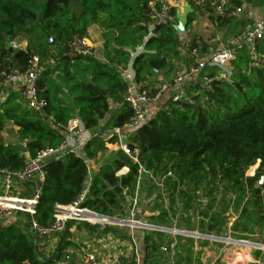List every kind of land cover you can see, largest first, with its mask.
Masks as SVG:
<instances>
[{
  "label": "trees",
  "instance_id": "16d2710c",
  "mask_svg": "<svg viewBox=\"0 0 264 264\" xmlns=\"http://www.w3.org/2000/svg\"><path fill=\"white\" fill-rule=\"evenodd\" d=\"M153 1L0 0V83L1 74L24 72L36 57L37 94L44 102L42 107L29 108L17 91H10L11 85L0 89V93L7 92L0 106V178L4 174L14 178L40 151L60 146L65 138L63 127L70 120L77 119L86 131L106 120L100 132L84 144V158L64 153L42 164L44 177L32 217L41 228L52 226L55 205L66 207L75 201L85 186V162L95 161L116 146L114 130H122L131 116L124 102L126 82L118 67L126 68L131 55L142 47L131 67L140 90L153 94L160 85L170 84L181 70L187 71L193 65L190 48L173 29L176 8L170 9L174 24L158 28L147 38L145 24ZM243 6L263 8L264 0H229L228 18L208 17L215 33L234 25L232 31L238 30L234 40L240 29L250 23L236 21L235 12ZM196 18L194 12L188 16L186 31ZM92 26L101 31L103 61L69 57V43L74 38H87ZM189 34L191 45L198 47L201 55L210 56L221 48H215L220 42L211 47L210 39L204 41ZM21 37L28 42L24 50L8 47ZM226 41L221 38L223 45H227ZM256 53L254 59L245 48L238 50L230 62L233 76L228 81L216 79L217 69L204 68L196 85L186 88L187 101L173 102L171 97H163L162 108L126 138L137 163L116 150L112 163L93 176L83 206L107 218L126 219L127 201L130 205L138 180L137 194H144V202L151 201L146 206H151L152 215L143 218L152 226L169 229L174 218L189 217L194 212L200 190L207 196L230 189L236 193V228L247 236L260 230L264 192L256 183L264 175V35L256 43ZM157 73L163 75L159 77ZM204 75L213 79L211 92L202 86ZM7 124L16 128L15 144L2 142ZM256 163L255 174L245 177L246 170ZM123 168L127 173L116 177ZM23 182L28 186L29 182ZM243 198L244 205L239 208ZM13 217L0 223V264H58L61 259L74 257L66 251L72 246L68 240L72 226L83 227L89 233L97 227L68 223L57 236L39 237L31 231L30 218L19 212ZM220 223L210 222L211 230L216 231ZM175 239L173 264H191L190 239L181 235ZM170 241L168 233L143 232L142 264L167 262L168 257L159 250ZM50 246L53 247L46 256Z\"/></svg>",
  "mask_w": 264,
  "mask_h": 264
},
{
  "label": "built area",
  "instance_id": "2783aa9c",
  "mask_svg": "<svg viewBox=\"0 0 264 264\" xmlns=\"http://www.w3.org/2000/svg\"><path fill=\"white\" fill-rule=\"evenodd\" d=\"M181 6L187 2L192 8V12L196 17H202L208 20L209 16L228 18L227 14L229 0H178ZM170 5L165 0H154L149 4V21L145 24L147 29V38H150L153 33L161 27L172 26L175 22L174 15L170 12ZM183 9V7H182ZM182 11V10H181ZM238 10L235 12V16ZM264 35V19L255 20L245 24L236 38L227 40L217 52L212 55L200 54L198 47L191 45L192 40L188 31L181 36L182 43L190 48L188 54L192 60V67L187 70H181L170 84L164 83L160 85L156 92L148 94L141 91L140 86L135 82L134 73L131 67V62L126 68L118 67L122 79L126 82L124 93V102L131 110V116L122 130L115 129L114 133L117 137V147L126 156H128L133 163H137L136 153H131L126 138L133 133L139 126L145 124L152 116L154 111L162 108V99L168 93H172L171 100L173 102L187 101L186 88L188 86H195L197 77L204 68L217 69V80L228 81L233 76V70L230 67V62L237 55V51L245 48L254 59L257 57L256 43L262 39ZM16 40V39H15ZM13 41L12 45L14 44ZM14 46V45H13ZM142 49V47L138 48ZM137 49V50H138ZM143 49L141 50V52ZM141 52L131 55L133 59ZM69 57L73 58H89L94 57L93 46L87 38H74L68 45ZM133 62V61H132ZM39 74L38 58L33 57L29 62V67L24 72L13 71L9 75L3 76V83H0V89L4 86L13 85L19 94L20 100L27 104L29 108H39L44 106L43 100L38 98L36 81ZM213 79L204 75L202 78V86L206 88V92H211L210 83ZM65 138L64 141L57 148H46L40 151L35 158L29 160L24 169L18 173L14 178L8 174H4L3 183L0 187V223L14 216L15 213H23L30 218L31 231L36 233L39 237L57 236L61 234L68 223L98 225V226H126L132 229H140L132 226L131 223H139L136 221V215L140 208L138 204L137 188L139 181L137 180L136 192L131 199L128 211V219H123L127 224H114L107 218L83 206V202L88 194V189L92 182V173L90 163H86V178L85 186L79 196L66 207L54 206L53 210V224L49 228L39 227L32 217L35 213L37 205L38 191L30 198H22L13 195V182L28 181L34 177L38 181H43V173L41 171L42 164L51 158H57L64 153H73L77 156L74 150L68 148V142L77 139L81 133V125L77 119L70 120L66 126L63 127ZM86 143V142H85ZM84 143V144H85ZM83 144V146H84ZM141 170V169H140ZM142 172V171H141ZM119 176V172L116 173ZM176 232V230H172ZM175 235L176 233H172ZM132 243L133 257L130 264H141L140 254L136 245ZM235 243V242H234ZM236 244H246L245 242H236ZM264 250L262 248H258ZM176 250L175 241L160 247V254L166 255L168 261L162 264H173V256ZM244 261L249 260L246 254L243 257ZM58 264H98L94 249L91 244L86 243L80 249L79 253L73 258L61 259ZM107 264H124L115 256H109Z\"/></svg>",
  "mask_w": 264,
  "mask_h": 264
},
{
  "label": "crops",
  "instance_id": "0c3cea01",
  "mask_svg": "<svg viewBox=\"0 0 264 264\" xmlns=\"http://www.w3.org/2000/svg\"><path fill=\"white\" fill-rule=\"evenodd\" d=\"M165 1L170 5V7L176 8V10H179V11L182 10L183 6L178 4L177 1H175V0H169L170 2L168 0H165ZM235 17H236L237 22H246V21L252 22L255 20L264 19V7L263 8H252L249 6H243L240 10H238ZM233 26L234 25H231L230 31H229V29H226V30H223L221 33L216 34L212 24L205 18L197 17L196 20L194 22H192V24H191V28H192L193 33L196 36L201 37L204 41L209 40V37L206 36V32H209V31L213 32L214 31V33L217 36V41L220 42L219 46L214 45L213 44L214 42L212 39H210L208 41V44L211 47L216 46L215 47L216 49L218 47L223 46V43H221V38L227 32H231L232 31L231 28H234ZM87 39L90 41V43L93 46L95 59L103 61V58H102L103 40L101 38L100 29L97 26H92L90 29H88ZM23 41H24V48L16 46V44L19 45V43L23 42ZM27 43H28L27 39L21 37V38L16 39L13 45L16 46L17 48L21 49V50H24L27 46ZM9 89L11 92L16 91V89L13 85L9 86ZM6 97H7V92L5 90H3L0 93V103L1 104L4 102ZM109 116L110 115H108L107 118H109ZM105 121L101 122L99 127L94 129V130L86 131L81 127L82 130H81L79 137L77 139L69 141L68 142V148L74 150L75 153L77 154V156L84 158V153L82 151L83 144L85 142H87L92 136H94L100 132V128L104 125ZM116 150H118L117 145L114 147H110L109 152H108L109 158L107 160H105L104 162H94V161L90 162L92 176H95L98 173L100 168L109 166L112 163V161H113L112 156L114 155V152ZM126 173H127V169L123 168L119 171V176H122ZM35 180H37V178H35V177L32 180H28L27 181V182H29L28 186H26L23 181L14 180L13 190H15V192L21 193V194L26 193V194H28V196H29V194L30 195L35 194V192L37 191V188H36V185L32 182ZM2 183H3V177L0 178V187H1ZM139 198H140L139 203L141 204V209H140L141 211H139L140 223H143V224L149 226L150 225L149 222L143 217L152 215L149 213L151 206L150 205L146 206L147 202H144V194L139 195ZM198 202L200 203V204L198 203V207H196L194 212L190 213L193 216V220H195V224L192 225L193 228L191 230L184 231V232L192 233L194 235L193 236L194 238H191L190 236L189 237L184 236V237H187L190 239L189 240V244H190L189 248L194 246V249L196 252V255L193 256V259L191 256V264H214V261H216L218 259V257H220L219 254L221 252L228 253L227 249H230V247L233 248L232 251L235 252L236 256H238L237 259L240 258L241 261H242L243 257L248 252L251 253L253 251L255 252V251L259 250V251H261L262 254H264V250L254 248V245H256V244H252L249 242L246 244H236V242H240L243 240H235V241H231L233 243L235 242L234 244H226V245L224 244V247H225L224 249H226L227 251L223 250V246H220V249L218 248L219 250H217L218 254L215 255V258H213L212 256H211L212 259H210V256L206 257V258H202L200 255V253H201L200 249L207 248V249L211 250L212 249L211 247H213V245H208L206 247L200 246V243H198V242L202 241V239H198L199 237H201V238H205V237L206 238H213L215 240H220V241L222 240L224 242L225 241L228 242L229 239H223L221 237L215 238L213 236L214 231L211 230L210 225H207V227H206V223L209 221L210 217L217 219L216 217L218 214L213 212L212 210L208 209L207 206L205 207L202 200H198ZM127 204H128V208L125 210L126 219H128L127 216H128V211H129L128 201H127ZM147 213L150 215H147ZM76 226H78V225H76ZM110 227H114V228H109V226H104V227L103 226L102 227L97 226L96 230H94V232L89 233L83 227L77 228L75 226H72L71 230H70L71 236L69 237L68 240L71 242L72 246H73V244H76L77 242L81 243V244L82 243L83 244L84 243L91 244V246L94 249V253L96 255L98 264H107L109 256H115L119 259L120 262H122L124 264H130L132 257H133V250H132V243H131V242H133L136 245L137 250L140 254V261L142 264V255H143L142 254V234L143 233H140L139 231H137L138 229H132V228H129L126 226L112 225ZM172 227H173V230H176L177 232L181 231V230L177 229L175 224H172ZM115 228L120 229L119 231H124L125 232V234L123 235L124 237H122L120 234H118V232H116ZM103 232H106V233L101 235V233H103ZM201 232H205V233L202 234ZM177 235H179V234H175V235L172 234L171 241H175V243H177L176 239H175V236H177ZM181 236H183V235H181ZM72 246L67 247L66 251L69 254L74 255V257H75L77 255V252L75 249L71 248ZM52 247L53 246L46 248V251H45L46 256L49 255L48 251ZM213 248L215 249V247H213ZM214 249H212V250H214ZM197 254H198V256H197ZM167 260H168V258H167ZM222 261L221 260L219 261V262H221L220 264H222Z\"/></svg>",
  "mask_w": 264,
  "mask_h": 264
},
{
  "label": "rangeland",
  "instance_id": "374dc122",
  "mask_svg": "<svg viewBox=\"0 0 264 264\" xmlns=\"http://www.w3.org/2000/svg\"><path fill=\"white\" fill-rule=\"evenodd\" d=\"M200 18H202V17H200ZM229 31H230V29H229ZM237 31L233 30L231 32H227L226 34H224L222 36V39L231 40ZM189 33L194 34L191 27L189 28ZM206 36H208L209 39L213 40L214 45H216L218 43L217 36L214 33V31L213 32L212 31L206 32ZM16 46L24 48V41L20 42L19 45L16 44ZM141 50L142 49H138L137 52H141ZM132 55L134 56V54H132ZM133 56L130 60L131 63L133 61ZM171 94H172L171 92L168 93L165 98L171 97L170 96ZM14 128L15 127H13L12 124H7V126L5 127V131L1 134L2 142L4 144H15L16 143L15 136L13 135L14 132L16 131V128L15 129ZM8 131H10L12 133L11 134L7 133ZM108 152L109 151L102 153L94 162H104L105 160H107L109 158ZM257 167H258V163H256L254 166H251L250 168H248L245 172V177L253 176L256 172ZM256 187L258 188L257 183H256ZM204 194H205L204 190L199 191V200L203 201L205 207L207 206L208 209H210L213 212L218 214L216 217L217 219L210 217L209 221L206 223V227H207V225H209L210 222L218 220L221 223L219 226H216V229H215L216 231H214L213 236L215 238L221 237L223 239H229V241L224 242L222 240L221 241L215 240L213 238H206V237L205 238H201V237L198 238L197 237L198 239H202V241L198 242V243H200V246L206 247L208 245H213V247H215V249L213 247H211L212 249H214V250L211 249L212 251L210 249H207V248L200 249L201 250L200 255L202 258H206L209 256H210V259H212V257L215 258V255L218 254L217 250L220 249V246H223V250H226V249H224L225 248L224 244L225 245L226 244H234L231 241L238 240L237 239L238 237H244L245 239L242 242H245V243L249 242V243L256 244V245H262V246L264 245V222H263L262 228H260V230L255 229L254 235H251V236H247L245 233L241 232L240 228H238V227L236 228V226H238V225H236V219H237L238 213L234 210V200L236 197V193L233 190L222 189V190L215 191L211 194H207V196H204ZM13 195L20 197L22 194L17 193L14 190ZM139 195L140 194L138 193V201L140 202ZM139 202H138V204L140 205V209H141V204ZM244 202H245V198L242 199L241 204L239 205V208L243 207ZM197 203H199V202L197 201ZM196 207H198V205H196L195 208ZM15 217H11V218L14 219ZM136 220L138 222H140V217H136ZM172 224H175V226L177 227L178 230L189 231L193 228L192 225L195 224V220H193V216L191 214L189 215V217L179 218V216H178V217L174 218ZM149 226H152V225H149ZM173 227H171L169 229L173 230ZM109 228H114V227L109 226ZM115 230H116V232H118V234H120L122 237H124L123 236L125 234L124 231H119L120 229H118V228H115ZM146 230H148V229L140 228L137 231H139L140 233H143ZM104 233H106V232L101 233V235H103ZM201 233L204 234L205 232H201ZM168 234L170 235V237H172V233H168ZM191 238H194V237L192 236ZM85 244L86 243L81 244V243L77 242L76 244H73V246L71 248L75 249L76 252L79 253L80 249ZM254 248L257 249V247H255V246H254ZM227 250H228V253L221 252L219 254L220 257H218V259L216 261H214V264H220L221 263V262H219L220 260L221 261L223 260L222 264H264V254H262L261 251H259V250L255 251V252L253 251L251 253L248 252L247 254H248L249 260H247V261H244L243 259L241 261L240 258L237 259L238 256H236L235 252L232 251L233 248L230 247V249H227ZM189 251L192 252V259H193V256L196 255L194 246L189 248ZM197 256H198V254H197Z\"/></svg>",
  "mask_w": 264,
  "mask_h": 264
},
{
  "label": "water",
  "instance_id": "95a60500",
  "mask_svg": "<svg viewBox=\"0 0 264 264\" xmlns=\"http://www.w3.org/2000/svg\"><path fill=\"white\" fill-rule=\"evenodd\" d=\"M190 14H192V8L190 7V5L187 2L184 3L182 11H179V10L176 11L175 18L177 20V23L174 25L173 29L177 35L182 36L185 34L186 26H187V22H188L187 20H188V16ZM8 47H12V44L10 43L8 45ZM157 75L159 77H161L163 75V73H157ZM101 94L104 95V92L102 91ZM0 106H1V103H0ZM32 182L36 185V188L38 191L40 189L41 182L38 180H35ZM257 186H258V188H260L264 192V176L259 179V181L257 182ZM157 194H155L151 200H154ZM149 202L150 201H148L147 203H149ZM147 215H150V214L147 213ZM110 221L114 224H124L125 225V224L129 223V222H125L123 220H117V219H111ZM131 224H132V226H134L136 228H145V229H148L150 231H160V232H165V233H176V234L187 236V237L194 236L192 233L184 232V231L173 232L170 229H163V228L148 226V225L139 224V223H131ZM254 246L257 248L263 247L261 245H254Z\"/></svg>",
  "mask_w": 264,
  "mask_h": 264
}]
</instances>
